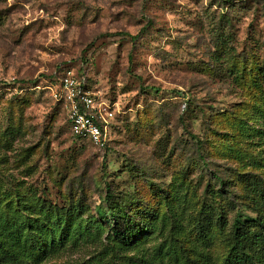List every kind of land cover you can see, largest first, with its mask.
Segmentation results:
<instances>
[{
  "label": "rangeland",
  "instance_id": "rangeland-1",
  "mask_svg": "<svg viewBox=\"0 0 264 264\" xmlns=\"http://www.w3.org/2000/svg\"><path fill=\"white\" fill-rule=\"evenodd\" d=\"M64 69L113 110L104 148L72 137ZM17 184L84 228L39 264H228L236 235L264 264V0H0V185ZM108 185L129 244L97 213Z\"/></svg>",
  "mask_w": 264,
  "mask_h": 264
},
{
  "label": "trees",
  "instance_id": "trees-1",
  "mask_svg": "<svg viewBox=\"0 0 264 264\" xmlns=\"http://www.w3.org/2000/svg\"><path fill=\"white\" fill-rule=\"evenodd\" d=\"M72 137L80 139L73 135ZM201 161L206 167L208 163L203 156ZM213 177L217 180L220 190L226 191L227 181L214 173ZM19 187L17 184L10 191L0 185V264H39L41 258L48 253L57 252L68 239H71L74 226V229L80 232L84 228L76 221L78 217L76 214L74 218L72 217L74 211L51 205L44 199L34 202L26 198ZM104 200L105 205L98 207L97 213L103 221L111 223L110 231L116 239L129 244L130 236L136 232V228L132 221L127 219L126 212L120 211L118 206L121 203L115 199L109 185L106 187ZM121 215L126 219H120ZM255 222L260 228H264V223L259 219H255ZM147 230L148 224L143 225L139 232ZM234 230L235 234L240 230L239 222L236 220ZM33 251L35 253H32ZM226 261L228 264H260L247 249L241 235L234 237Z\"/></svg>",
  "mask_w": 264,
  "mask_h": 264
},
{
  "label": "built area",
  "instance_id": "built-area-1",
  "mask_svg": "<svg viewBox=\"0 0 264 264\" xmlns=\"http://www.w3.org/2000/svg\"><path fill=\"white\" fill-rule=\"evenodd\" d=\"M53 96L66 107L70 133L98 148H104L109 140L113 110L98 99L85 79L70 69H64L58 75Z\"/></svg>",
  "mask_w": 264,
  "mask_h": 264
}]
</instances>
